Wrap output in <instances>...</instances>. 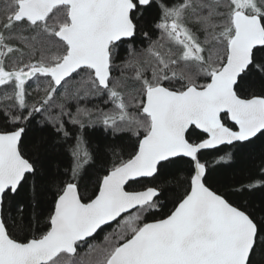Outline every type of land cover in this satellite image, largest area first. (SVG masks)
Wrapping results in <instances>:
<instances>
[{"label": "snow or ice", "instance_id": "snow-or-ice-1", "mask_svg": "<svg viewBox=\"0 0 264 264\" xmlns=\"http://www.w3.org/2000/svg\"><path fill=\"white\" fill-rule=\"evenodd\" d=\"M0 88V264H264V156L236 184L201 158L264 146V0H7ZM91 95L113 110L67 106ZM97 121L127 158L91 146Z\"/></svg>", "mask_w": 264, "mask_h": 264}, {"label": "trees", "instance_id": "trees-1", "mask_svg": "<svg viewBox=\"0 0 264 264\" xmlns=\"http://www.w3.org/2000/svg\"><path fill=\"white\" fill-rule=\"evenodd\" d=\"M173 0H165V3L171 4ZM7 0H0V11H2L6 6ZM21 26L16 27V31H19ZM150 35L153 39L156 38V33L150 32ZM148 46V40L144 37L138 38V47L140 49L146 48ZM125 56L124 49H120L117 53V62ZM28 57L25 56V60ZM11 64V60L8 61ZM131 69L127 70L128 74H132ZM119 75V73H116ZM46 78L40 77L39 81H28L26 88L28 89V102L32 103L35 99L39 98V95L33 91L36 87V83L40 84V87L43 88L46 84ZM203 82V81H201ZM130 87H135L133 82L129 81ZM78 87L75 80L70 81L68 88L69 90H73L74 88ZM258 91V87L255 89ZM4 91H10L9 88H0V94ZM42 94V93H41ZM106 97L105 96H95L91 95L87 99L79 100V103L75 99H69L66 103L67 106L74 112L76 108L79 107H86L94 110V119L99 116L100 112H109L113 110V105L109 103H104ZM59 102V101H58ZM58 109L53 108L52 112L55 113ZM3 106L0 105V124L3 123ZM37 120L41 119V115L37 114ZM36 130V125L33 124V131ZM87 133V138L91 142L92 147H99L104 149V159L111 160V149H115L116 151L122 153L125 158L133 151V145L136 141V137L132 136L130 132H116L109 128H106L102 123L98 121L86 127L85 129ZM45 134H48L47 131ZM51 139V137H50ZM232 149L230 146H221V150H206L201 153L202 161H207L208 164L216 169V173L220 178L222 183H231L236 184L238 182H246L250 177L259 178L258 175V168L261 162V157L264 156V146L261 145L260 141H257L256 144L251 148L250 152H245L243 154H238L234 156L232 161H227L223 163H217L219 155H222L224 152L231 151ZM58 159V153L53 152L52 161H56ZM170 175L177 177L179 180L185 181L184 186L186 187V178L189 175V165L188 163L182 162L179 165L173 166L169 170ZM173 187H178L173 185ZM182 190V189H179ZM93 191V187L89 186L88 194L91 195ZM255 196L259 197L264 195V190H257L254 193ZM50 199V197H49ZM47 204L44 205V212L40 218V223L43 225V220L47 215ZM102 237L98 234L97 241H99Z\"/></svg>", "mask_w": 264, "mask_h": 264}]
</instances>
